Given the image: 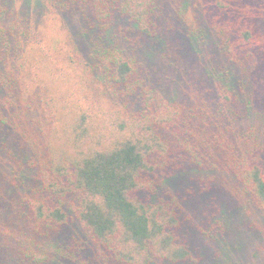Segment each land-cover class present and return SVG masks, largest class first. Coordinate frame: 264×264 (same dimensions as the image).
<instances>
[{
	"label": "trees",
	"instance_id": "trees-1",
	"mask_svg": "<svg viewBox=\"0 0 264 264\" xmlns=\"http://www.w3.org/2000/svg\"><path fill=\"white\" fill-rule=\"evenodd\" d=\"M262 8L0 0V264H257Z\"/></svg>",
	"mask_w": 264,
	"mask_h": 264
},
{
	"label": "rangeland",
	"instance_id": "rangeland-1",
	"mask_svg": "<svg viewBox=\"0 0 264 264\" xmlns=\"http://www.w3.org/2000/svg\"><path fill=\"white\" fill-rule=\"evenodd\" d=\"M262 1H264V0H261V3H262ZM257 5H258V4H257ZM261 10L264 11V8H262ZM45 30H46V32H47V28H45ZM52 33H53V31H49V32H48L49 35L52 34ZM204 60H205V58H203V61H204ZM206 60H207V59H206ZM173 85H177V84L175 83V81H173V77H172L171 86H173ZM190 92H191V91H190ZM197 92H199V91L197 90ZM197 100H199V99L197 98ZM263 103H264V102H263ZM259 106H260V107H264V105L262 104V102L260 103ZM262 109H264V108H262ZM211 197H212V201H211V202H210V200L207 201V203L209 204V206L206 207V208H204V210H205V212H206V216H204L203 219H205V218H207V217H209V219H210V216H211L214 212L217 211V209H218V207H219L220 200H222L223 197H225V194L222 193L221 188L218 187V189H214V190L212 191V193H211ZM236 197H237V196H236ZM207 208H208V209H207ZM245 210L247 211V214L249 213L250 216H251L250 222L253 223V224H255L257 227H259V228L262 230V231H261L262 235H260L261 239L258 240L256 244H255V241H252L250 238L247 240V244L250 246V247L248 248V250H247L248 253H249L250 250H251V253H252V254H253L257 249L260 250V253L257 251V253H258L259 256L251 257V258L254 260L255 263L259 264V263L261 262V259L264 261V226L262 225L261 220L258 219L256 216H258V217H260V218H262V219H264V217H263L260 213H259L258 215L255 214V213L253 212L252 208L249 207V206H247V207L245 208ZM198 214H200V215H204L205 213L203 212V214H202V213H198ZM254 214H255L256 216H255ZM207 223H208V222H207ZM199 243H200V242H197V243H195V245L198 246ZM253 244H255V246H253ZM254 247H255L256 249H255ZM248 255H249V254H248ZM247 257H248V256H247ZM260 264H262V263H260Z\"/></svg>",
	"mask_w": 264,
	"mask_h": 264
}]
</instances>
